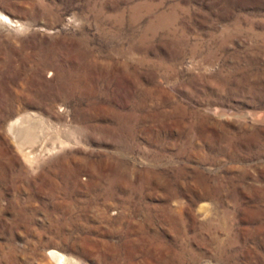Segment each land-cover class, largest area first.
I'll list each match as a JSON object with an SVG mask.
<instances>
[{
    "label": "rangeland",
    "instance_id": "374dc122",
    "mask_svg": "<svg viewBox=\"0 0 264 264\" xmlns=\"http://www.w3.org/2000/svg\"><path fill=\"white\" fill-rule=\"evenodd\" d=\"M0 12V264H264V0Z\"/></svg>",
    "mask_w": 264,
    "mask_h": 264
},
{
    "label": "bare ground",
    "instance_id": "6f19581e",
    "mask_svg": "<svg viewBox=\"0 0 264 264\" xmlns=\"http://www.w3.org/2000/svg\"><path fill=\"white\" fill-rule=\"evenodd\" d=\"M8 19H10L8 16H6L5 14L0 12V23H6V21H8ZM10 21L12 22L11 19H10ZM51 255H52V257L54 258V260L56 262L62 263V262L65 261L64 254L62 252L58 251V250H53Z\"/></svg>",
    "mask_w": 264,
    "mask_h": 264
}]
</instances>
